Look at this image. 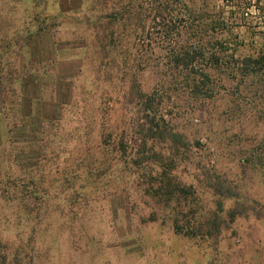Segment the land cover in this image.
<instances>
[{"label":"rangeland","instance_id":"374dc122","mask_svg":"<svg viewBox=\"0 0 264 264\" xmlns=\"http://www.w3.org/2000/svg\"><path fill=\"white\" fill-rule=\"evenodd\" d=\"M135 2L0 0V185L10 167L60 196L27 220L0 198V264H264V61L243 77L206 43L195 94L167 42L185 18L163 33L143 10L140 30L121 9ZM243 11L228 55L264 38V12ZM25 115L65 145L41 173L15 163L39 128Z\"/></svg>","mask_w":264,"mask_h":264},{"label":"trees","instance_id":"16d2710c","mask_svg":"<svg viewBox=\"0 0 264 264\" xmlns=\"http://www.w3.org/2000/svg\"><path fill=\"white\" fill-rule=\"evenodd\" d=\"M143 1L144 0H136L135 4L131 3V5L129 4V6L126 5L125 8H121L126 13L130 14V17L121 19L127 22L130 21V25L132 23V26L134 25L140 30L145 27V17H143L142 11H147L149 9V3L145 0L144 4H142ZM220 1L222 3V6H216V0H155L151 3L152 7L148 10V12L152 15L151 22L153 24H156L155 22L158 20L161 22L163 33H167L169 30H171L172 21L176 17L183 16L185 18L186 23L182 24V32L185 33L184 38L182 40L177 39L174 41L173 38L169 37L170 39L167 40V42L170 43V45L174 44L173 51L175 54H173L172 61L176 65L184 67L185 70L190 68V70L188 71L189 73H185V79L188 84L191 85L192 91L195 94L198 93L199 85H201L202 82L191 75H196L197 73L194 70L196 60L198 56L203 57L202 55L204 53L202 49H205L206 43H212L211 50L213 49V52L210 54L211 56H209V63L220 67V65L227 64L224 62L226 58L231 59L233 63H235L234 65H236L237 68H240V72L243 77H251V75L254 76L253 73L256 72L257 68H260L261 62L264 61V38H259L257 36V40H255L256 35L254 36V33L256 32L250 33L253 36L250 38L249 42L247 40H241L242 44L247 47V52H245L244 54L230 52V54L228 55L230 47H234L239 43V41L237 40L238 35L234 33V35L231 36V33H233L236 28L239 27V23H244L242 19H244V14L246 12H244L243 10H247L248 8L253 7L257 10V12L263 13L264 0ZM131 14H135L136 16L132 17ZM261 32L262 31L260 30L259 33ZM194 43L197 44L196 50H192L194 49ZM245 43H248V46L245 45ZM175 49H179V51L177 52V50ZM227 66L229 65H226V67ZM199 75H201L202 79L208 80V75L204 72H200ZM38 100H40L39 97ZM35 103L37 102H31V105H28L26 107L28 113H30L34 109L37 114L38 107H36L37 105ZM24 118H29V120L34 121L35 125H39L37 131L40 133L42 130L46 129L47 125L52 124L51 117H46L45 119H42L40 121H38L37 118H30L27 115H25ZM24 118H22V124L24 122ZM40 126L43 127L42 130H40ZM3 130L4 127L0 128V135H2ZM37 131L32 133L33 148L30 150L31 155L28 156L25 160L15 159L18 170L31 169L40 172L42 169L50 167L55 163L53 160L55 158V154H57V148H61L62 146L65 151L64 143L58 140L55 134L47 135L46 132L43 131V133L41 134L44 135H41L42 138H40ZM18 132L19 130H13V136H11L13 140L14 138L15 140L18 139V136H16ZM36 134H38V137L40 138V141L38 142H34V135ZM3 142L4 141L2 140L0 143V159L5 158V153H2L4 152ZM37 145L38 148L35 149ZM30 164L33 165V168H30ZM9 171L10 167L8 172H5L4 174V182L2 183L3 186L0 185V198L14 205L16 218L18 220L32 219L31 214L33 212H35L37 217L41 219H45L46 217L50 216L52 213L50 203H52L54 200L59 199L60 196H55L54 194H52V192H49L47 189H45L42 182H40V180H42V174L40 176V180H37L32 174L23 176L22 173H19L15 176H12V174H9ZM169 191V193H171V190ZM159 192H161L162 194L163 191L159 190ZM75 196V192L68 190V192L64 196V199L68 202H71L74 201ZM45 205L46 208H43V210L40 212V208ZM25 213L27 216H25ZM215 227L218 228L217 230L220 229L219 224ZM173 228L177 232H182V228H179V226H177L174 222ZM188 231L189 230L187 229V231H184V233H190ZM17 263L18 260H16L15 264Z\"/></svg>","mask_w":264,"mask_h":264}]
</instances>
